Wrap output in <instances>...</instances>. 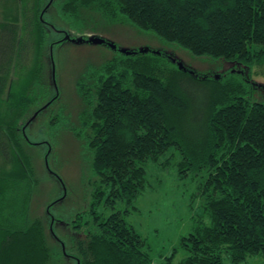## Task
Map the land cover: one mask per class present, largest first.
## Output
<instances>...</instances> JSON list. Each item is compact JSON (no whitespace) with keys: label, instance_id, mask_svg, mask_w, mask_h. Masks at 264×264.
I'll use <instances>...</instances> for the list:
<instances>
[{"label":"trees","instance_id":"16d2710c","mask_svg":"<svg viewBox=\"0 0 264 264\" xmlns=\"http://www.w3.org/2000/svg\"><path fill=\"white\" fill-rule=\"evenodd\" d=\"M47 3L15 0L0 10V264H155L127 217L147 191V164L169 150L180 155L179 179L200 177L206 213L182 238L187 255L176 264L264 259V101L253 99L250 76L233 67L204 74L180 68L163 50L114 43L110 57L89 65L74 84L81 110L69 131L90 158V206L75 214V233L66 239L46 214L53 243L47 246L42 223L28 218L36 180L25 130L59 99L55 73L46 84L43 78L50 47L54 59L55 48L73 38L66 31L51 40L50 29L61 31L45 23ZM48 6L71 31H80L81 12L90 10L193 58L264 65V0H53ZM61 112L50 120L53 141L64 124ZM161 264H173V255Z\"/></svg>","mask_w":264,"mask_h":264},{"label":"rangeland","instance_id":"374dc122","mask_svg":"<svg viewBox=\"0 0 264 264\" xmlns=\"http://www.w3.org/2000/svg\"><path fill=\"white\" fill-rule=\"evenodd\" d=\"M52 1L45 0V3H49L45 8V23H52L61 33L56 34L50 29L51 40H60L66 31L68 36L73 38L55 48L54 59L50 47L51 67L46 61L43 78L45 84L48 83L54 67L56 84L53 91L58 93L59 99L35 118L25 130V136L31 143L26 150L30 155L36 180L28 218L29 223L39 220L46 235L48 214L50 223L55 222L51 229H54L60 238L66 239V236L75 233L71 225L75 214L88 210L90 206V188L87 184V180H91L90 160H86L89 157L83 154L80 144L69 131L70 126L78 125L81 110L74 84L89 65L97 66L110 57L109 44L114 43L123 50H163L181 64L204 74L226 73L233 67V70L250 76L255 84V101H264V65L241 68L224 61L212 62L193 58L180 49L165 48L151 34L139 33L125 24L112 23L90 10L81 12L80 31H71L56 17L54 8H49L48 5ZM14 2L15 0H0V10L4 6L13 7ZM93 38L106 41L107 46L83 42ZM47 105V101H44L39 108H46ZM61 108L62 123L65 125L60 123L61 126L54 132V142L50 134V120ZM179 161V153L169 150L157 162L147 164V191L136 200L134 209L129 210L127 217V221L144 239L145 250L155 264L163 263L172 255L173 264L185 258L187 253L182 246V238L190 234L200 220H206L204 199L198 190L200 177L188 176L186 179H179L176 166ZM50 204L53 206L48 213L47 207ZM117 209L125 210L121 203L117 205ZM46 236L49 237L47 246L52 248V240L48 234ZM246 263L264 264V259L252 257L248 258ZM65 264H75V261L67 259ZM223 264H230L226 256L223 258Z\"/></svg>","mask_w":264,"mask_h":264},{"label":"water","instance_id":"95a60500","mask_svg":"<svg viewBox=\"0 0 264 264\" xmlns=\"http://www.w3.org/2000/svg\"><path fill=\"white\" fill-rule=\"evenodd\" d=\"M91 43H93V44H103V43H105V41L104 40H102V39H98V38H93V39H90L89 40ZM112 48H114V46L112 45V44H109ZM52 52V51H51ZM179 67L180 68H182L183 66H182V64L181 63H179ZM53 80H54V67H53Z\"/></svg>","mask_w":264,"mask_h":264}]
</instances>
